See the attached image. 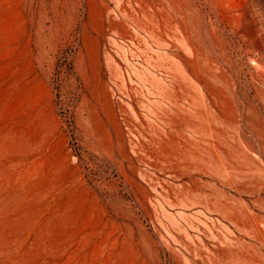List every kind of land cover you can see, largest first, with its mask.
Segmentation results:
<instances>
[{"label": "rangeland", "instance_id": "rangeland-1", "mask_svg": "<svg viewBox=\"0 0 264 264\" xmlns=\"http://www.w3.org/2000/svg\"><path fill=\"white\" fill-rule=\"evenodd\" d=\"M0 264H264V0H0Z\"/></svg>", "mask_w": 264, "mask_h": 264}]
</instances>
